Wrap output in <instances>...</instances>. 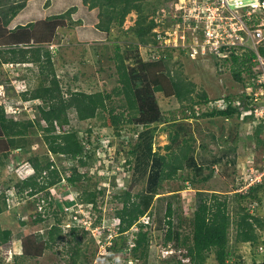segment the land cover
I'll list each match as a JSON object with an SVG mask.
<instances>
[{
	"label": "rangeland",
	"instance_id": "obj_1",
	"mask_svg": "<svg viewBox=\"0 0 264 264\" xmlns=\"http://www.w3.org/2000/svg\"><path fill=\"white\" fill-rule=\"evenodd\" d=\"M182 1L176 0L174 6L165 0H155L147 4L146 1L142 2L145 15L149 10H153V14H150L148 19H153L155 23L152 32L159 43V53L152 44L146 46L140 44L137 53L128 50V42L132 40L129 31L125 30L133 26L137 17L135 12L126 16L121 27L112 26L109 32L96 28L98 10H89L87 3L83 4L82 0H62L61 3L66 4L64 9L55 8L49 13L34 17L37 20H43L71 8L75 9L71 19L77 20L79 25H71L68 22L65 26L58 28L51 42L58 49L52 57L56 78L59 79L63 92L69 89L86 94L102 92L111 93V95L108 100H105L106 109L98 110L92 119L81 122L77 120L75 113L70 111L68 114L70 122L69 126L65 127L66 130L77 132L79 138L85 141V149L90 156L87 159V166L78 170L79 174L84 173L81 181L72 186L63 175L64 179L51 189L46 188L32 197L24 191L18 199L13 197L18 191L16 184L27 177L34 176L31 164L33 161L29 162V158L39 160L40 167L49 160L53 162L54 168L59 170L63 166L68 170L72 164L64 157L56 159L48 154L47 145L43 139L45 124L36 112L39 102L24 101L22 98L23 93L37 86V67L31 64L17 67L12 65V67H5L6 69L0 67V105L9 116L13 117L14 121L34 122L33 128L28 131L29 135L24 139L27 144L25 148L9 151L8 158L3 159L2 167L0 164V181L10 180V187L15 188H9L6 199L7 209L0 214V226L12 232V240L0 247V264H12L14 257H17L19 264H70L72 257L81 264H126L125 255L115 257L111 250L114 240L120 236L116 212L122 208V203L115 197L125 192H128L132 198L136 194L141 197L149 196L154 188L153 182L156 178L154 174L157 170L153 163L147 165L146 158L141 153L144 149L141 145L137 148L136 156L133 154L134 145L137 144L136 136L140 132H146V139L142 137L145 140L147 136H151L152 151L160 155H165L172 149L177 152L179 144L189 139L191 151L188 164L191 168L197 165L202 168L198 175H194L189 168L180 170L174 179L163 182L160 186L161 190L152 197L146 214L140 218V224L145 227L143 232H146L150 239L148 264H161L166 259L179 261V264H190L184 257L185 250L176 249L175 241L167 246L163 245L166 230L164 224L166 202L173 204L175 232L184 236L191 229L187 218L191 216L196 206L197 191L204 192L206 196L214 193L218 194V197H231L238 190L239 184H243L241 188L246 191L250 186L264 184L263 148L253 138L254 128L261 120L254 117L242 120L245 113L238 109L239 105H236L240 112L238 120L227 121L220 117L200 116L184 120L182 112L184 107L188 108V102L179 101L174 96H166L159 92L154 94L157 119L144 127L145 124H141L142 121L136 120L144 112L132 113L128 116V111L124 110L122 96L117 97L112 93V90L118 86L117 70L113 59L114 44L119 45V54L123 55L124 65L131 70L133 83L138 90L145 85L140 74L141 65L158 60L164 55L168 56L167 68L180 78L186 89H191L190 96L194 100H197V95L205 94L211 99L210 102L213 105V102L219 98L234 97L240 93L242 85L251 76L252 68L250 71L241 70L240 76L245 82L239 83L232 75V70L236 68L232 61L223 60L211 51V48L205 51L201 46L204 42L198 40L201 37L195 36L196 30L192 34V29H185L184 24L176 25L179 23L174 18L176 11L180 8L184 9L192 2L199 3L198 0H184L181 4ZM51 2L54 4V0ZM41 9H44V5ZM197 15L200 20L204 13L199 10ZM19 32L23 34L25 31L20 29ZM160 32L171 34L162 40L159 37ZM217 102L221 107L222 102L219 100ZM212 105L208 106L209 110L213 107ZM242 109L245 108L241 107ZM108 110H112L116 115L122 113L123 118L132 120L131 123H123L120 129L115 131L114 127L109 125ZM245 110L247 112V109ZM184 111L190 113L189 110L184 109ZM204 111L205 108L202 107L198 115ZM134 116L137 117L134 118ZM173 136L177 138L175 144L171 143ZM261 136L264 138V133ZM165 146H169L170 149H165ZM69 174L70 172L67 171L66 175ZM186 175L190 181L184 184L182 177ZM39 180L43 181L40 177L37 181ZM241 188L239 192H243ZM83 191L96 193L94 207L97 212H93L91 204L82 202ZM66 198L70 199L67 201L68 206L65 204ZM262 202V205H258L259 212L256 211L255 214L261 216L264 221V200ZM59 208L61 211H58ZM40 209L39 215L43 218V222L35 224L36 213ZM235 209L234 204L229 207L231 218L235 217L233 213ZM251 212L254 211L251 210ZM98 216L99 223L93 226V220ZM56 217L61 222L59 225L62 240L45 248L47 231L56 222ZM22 222L23 225H21ZM178 224L181 226L179 227ZM72 227L79 228L78 248L74 247V243L67 242ZM137 230L139 227L135 224L126 234L124 233L127 236L125 244L128 248L132 244V235ZM256 232L262 238L264 237V230L256 229ZM25 236H30V246L44 248L38 256L29 258L23 255L22 238ZM228 237L229 249H234L236 254V257L233 256L229 260L230 263L236 260L237 264H253L254 260L255 264H264V254L253 255L249 244L235 243V228L232 226ZM257 250L260 249L256 248L254 252ZM214 257V253L210 252L205 264H217ZM171 261L162 264H176ZM142 262L141 260L132 261L133 264H142ZM129 263L127 260V264Z\"/></svg>",
	"mask_w": 264,
	"mask_h": 264
},
{
	"label": "trees",
	"instance_id": "obj_2",
	"mask_svg": "<svg viewBox=\"0 0 264 264\" xmlns=\"http://www.w3.org/2000/svg\"><path fill=\"white\" fill-rule=\"evenodd\" d=\"M28 0H0V22L3 20L5 23L0 24V67H9L10 64H31L37 67V86L31 91L22 94L24 101H35L39 102L36 108L37 116L41 121L44 122L45 127L44 141L47 145L48 154L52 155L56 159L64 157L71 162V167L68 170L65 166L54 168L53 162L47 160L46 164L42 167L39 166L40 161L31 158L29 162L33 161L32 167L34 169V176L23 179L22 182L16 184L18 189L17 193L13 197L18 198L22 192L33 196L36 193L43 191L48 188L51 189L55 185L59 184L62 176L65 175L66 181L75 186L77 182L81 181L83 174H79L78 170L87 166L88 156L87 150L85 149V141L79 138L77 132L72 130H66V126H69L70 118L69 112H73L76 115L77 120L86 121L95 117L98 110L104 111L106 109L105 100L110 98V94L107 93H94L86 94L81 91L67 90L63 92L60 86V81L56 78L53 70L52 57L57 52V48L51 44L55 33L58 28L65 26L68 22L71 25L78 24L79 22L71 19L72 13L75 9L71 8L68 11L48 16L43 20L36 22L27 23L25 25H18L13 30L8 31L5 34L3 26H6L9 21L21 11ZM147 3L155 0H82L83 4L88 5L89 10H98L97 18L98 24L97 29L103 32H109V28L121 27L125 18L131 12L136 13V19L133 26L129 27L130 39L128 42V50L137 53L140 44L146 46L149 44L154 45L159 49L158 41L155 38L152 30L155 27L153 19H148L150 14H153V10L144 14L142 10V2ZM168 4H175L176 0H165ZM214 1V0H209ZM50 3L46 0V4ZM151 11V13H150ZM155 11V10H154ZM259 20L264 23V11L258 16ZM67 20V21H66ZM182 19H179V23ZM22 29L25 32L21 34L19 30ZM51 46L53 48H51ZM119 45L114 44V62L118 76V86L112 90V93L119 97L122 96L124 99L123 106L124 110L128 111V116L132 113H142L140 117L136 118L138 121H142L141 124H145L147 127L150 123H153L156 119L157 108L155 106L154 94L162 92L166 96H174L179 101L188 102L189 106L183 108V119L200 117H220L223 120H238L240 118V112L237 108H234L230 104L231 97L226 96L225 101L227 102L225 109L218 110L213 108L209 110L207 104L211 101L205 94L197 95V100H194L190 94L191 89L185 88L180 78L174 73L170 72L167 68V57L162 55L158 60L151 62H145L141 65V78L145 82V85L138 90L133 83L131 76V70L124 65V57L119 54ZM127 50V51H128ZM160 50V49H159ZM223 51V49H222ZM159 53V52H158ZM94 54L98 57L100 55ZM259 54L264 58V44L259 48ZM252 56L253 53L251 52ZM226 61H232L236 68L232 70L233 78L239 83L245 82L242 80L240 74L241 70L247 68L249 62V56L246 54L235 55L230 54V59ZM244 85V84H243ZM242 85V86H243ZM135 86V87H134ZM67 95V96H65ZM230 101V102H229ZM205 108V111L197 115L195 109ZM189 110V114L184 111ZM110 119L109 125L114 127L115 131L119 130L121 124H130L132 120L125 119L120 114H114L112 110L107 111ZM245 119H252V117L246 116ZM166 120V119H165ZM244 120V118H242ZM169 122L172 120H168ZM33 121L29 120H17L14 121L12 116H9L4 108L0 105V164L2 167L3 159L8 158V152L16 149L25 148L26 141L24 140L30 128H33ZM143 126V125H142ZM146 132L137 133V144L134 145L133 154L138 152L137 148L139 145L143 147L142 155L146 158L147 165L153 163L157 170L155 171L154 188L149 196L141 197L134 195L133 198L128 192L122 193L115 197L122 203V208L116 212V217L119 220L118 224V236L114 240V244L111 250L115 257L125 255V263L127 260L132 261H143L142 264H148L149 259V237L146 232H143L144 226L140 224L139 220L146 214L147 208L150 205L152 197L161 190L160 186L163 182L169 181L175 178L176 174L180 170L191 169L194 175H198L202 168L201 166H189V154L191 151L190 140H183L177 152L172 149L169 150V146H165V149L169 150L165 155H160L157 152L152 151L151 136H147ZM264 133V123L261 122L255 126L253 132V138L256 143L263 148V160L264 164V138L261 134ZM117 134V133H116ZM145 134V135H144ZM145 139H143V138ZM177 138L171 137V143H176ZM177 153V155H176ZM139 156V155H138ZM148 161V162H147ZM67 163V160H65ZM145 163V165H146ZM144 164V163H143ZM262 164V167H264ZM3 171V170H2ZM70 172L66 175V172ZM42 175V176H41ZM45 176V177H43ZM43 180L42 182L37 181L38 178ZM196 177V176H194ZM207 179V178H204ZM190 178L186 175L182 177L184 184L188 183ZM243 184L238 185V190L231 197H218V194L205 195L204 192L197 191L195 193L196 206L193 209L191 216L188 219V225L191 227L190 232L184 236H181L179 232H175L173 226L174 209L172 202H166L164 211V224L166 226L163 245L167 246L171 242L175 241L176 249H184V257L188 259L190 264H205L207 255L210 252L214 253V259L217 264H237L238 262L233 260L229 262L231 258L236 257L234 249H229V229L230 227L235 228V243H247L252 247V254H264V237L262 238L256 232V229L264 230L263 218L257 213L259 207L262 205L264 200V184L260 183L256 186H250L249 189L242 190ZM10 180L0 181V214L6 211L7 202L6 199L9 195ZM239 188L243 192H239ZM246 191V192H244ZM54 196V193L51 192ZM95 192L83 191L82 202L91 204L93 212H97L95 206ZM19 196V197H18ZM141 198V199H140ZM263 198V199H262ZM65 199V204L68 206ZM231 200V201H230ZM231 203V204H230ZM234 204L236 209L233 210L235 217H230L229 207ZM61 207V206H59ZM60 209V208H59ZM58 211H61V209ZM253 210L254 212H251ZM36 213L34 223L39 224L43 222V218ZM259 212V211H258ZM61 217V216H60ZM97 219L93 220L92 225L99 223ZM60 219L56 217V222L52 224L51 228L47 231V241L44 243L45 248L54 245L58 240H62V233L60 228ZM24 223L22 222L21 225ZM137 225L139 230L135 232L131 246L125 244L127 236L125 235L133 225ZM179 227L181 224H178ZM78 229L72 227L69 232L68 243H74V247L78 248L79 240ZM125 233V234H124ZM30 236L22 238L24 244L25 257H36L42 252L44 248L41 246L36 248L29 244ZM12 240V232L8 229H3L0 226V247L7 245ZM121 241V243H119ZM120 245V246H119ZM259 246L263 251L254 252L259 249ZM129 255V256H128ZM254 258V256H253ZM171 260L166 259L162 263H170ZM172 260L171 262H173ZM179 264V261H174ZM85 263V262H83ZM12 264H19L17 257H14ZM70 264H81L73 259ZM253 264L255 261L253 260Z\"/></svg>",
	"mask_w": 264,
	"mask_h": 264
},
{
	"label": "built area",
	"instance_id": "obj_3",
	"mask_svg": "<svg viewBox=\"0 0 264 264\" xmlns=\"http://www.w3.org/2000/svg\"><path fill=\"white\" fill-rule=\"evenodd\" d=\"M184 1V0H183ZM183 1L181 4H183ZM188 4L182 11L183 20L186 22L190 18L196 17V26L193 28L197 32H202L201 45L205 51L211 48V51L218 56L224 57L232 50L252 49L255 53L258 51L259 44L264 41V23L260 22L258 16L264 11V0H198ZM204 13L200 20L197 12ZM204 22V23H203ZM200 24V26H199ZM186 26V25H184ZM195 32V36L199 33ZM169 32H164L159 36L162 40L169 36ZM174 46H176L173 43ZM54 47V46H53ZM51 46V48H53ZM223 49V51H222ZM194 53V51H193ZM192 53V54H193ZM259 71L254 80V86H247L240 92L237 103L238 109L244 111L245 115L254 116L258 120L264 119V59L258 56ZM208 103L213 108L219 107L218 102ZM247 109V112L245 109ZM196 114L200 110L195 109ZM131 246V245H130ZM259 252L263 249L260 247Z\"/></svg>",
	"mask_w": 264,
	"mask_h": 264
},
{
	"label": "clouds",
	"instance_id": "obj_4",
	"mask_svg": "<svg viewBox=\"0 0 264 264\" xmlns=\"http://www.w3.org/2000/svg\"><path fill=\"white\" fill-rule=\"evenodd\" d=\"M183 13H182V11H176V16L174 17L178 22H179V19H182V23H176V25H178V24H184V25H186L185 26V29H192V34H193V28H195V26H196V24H197V22H196V20L194 19V18H190L189 20H187L186 22H184V20H183V15H182ZM260 22H262V21H260ZM191 23V24H190ZM199 26H200V24H199ZM197 32V31H196ZM197 33H199V35L198 36H200L201 37V39H202V32L200 33V31H198ZM164 35V32H160V36H163ZM156 36V35H155ZM197 36V37H198ZM201 39H198V40H201ZM264 44V41H262L260 44H259V48L261 47V45H263ZM259 48H258V51L255 53L252 49H245V50H241V49H238V50H232V52L231 53H234L235 55H241V54H244L245 52H246V54H248V56H249V62H248V64H247V68L245 67V70L246 71H250V68H252V73H251V76H250V78L248 79V81L242 86V89H241V91L242 90H244L245 89V87H247V86H254V84H253V82H254V80L256 79V74L258 73V71H259V61H258V56H260L261 58H263L260 54H259ZM253 53V55L251 56L250 55V53ZM231 53H229V54H227L226 56H224V57H221L220 56V58H222L223 60H227V59H230V54ZM264 59V58H263ZM12 65H14V66H19V65H24V64H10L9 65V67H12ZM240 91V92H241ZM239 95H240V93L239 94H236V96H234V97H231V102H230V104L234 107V108H237V106H235L234 105V103L235 102H237L238 101V97H239ZM225 98H226V96H224V97H222V98H219V99H217V101L219 100V101H221L222 102V108H220V109H218V108H216V109H218V110H222V109H225V107H226V104H227V102L225 101ZM238 110V109H237ZM238 112H239V110H238ZM246 116H248V115H245L243 118H245ZM249 117H254V116H251V115H249ZM255 118V117H254ZM80 227V226H79ZM188 260V259H187ZM130 263L129 264H133L132 263V260H128ZM126 264H127V261H126Z\"/></svg>",
	"mask_w": 264,
	"mask_h": 264
},
{
	"label": "crops",
	"instance_id": "obj_5",
	"mask_svg": "<svg viewBox=\"0 0 264 264\" xmlns=\"http://www.w3.org/2000/svg\"><path fill=\"white\" fill-rule=\"evenodd\" d=\"M50 3L46 4V0H28L26 2L25 7L17 13L16 16L13 17L11 21L6 26H3V30L5 31V34H8V31L13 30L18 25H25L27 23L36 22L37 19L34 17L44 13H49L52 9L59 8L64 9L66 4H62V0H58V4H56V0H54V4H52L51 0H48ZM44 3V4H43ZM44 5V9H41V7ZM52 15V14H50ZM38 21V20H37ZM5 23V21H1L0 24Z\"/></svg>",
	"mask_w": 264,
	"mask_h": 264
}]
</instances>
